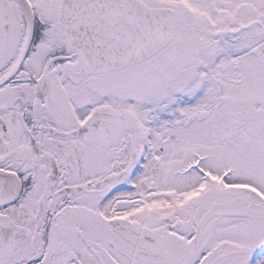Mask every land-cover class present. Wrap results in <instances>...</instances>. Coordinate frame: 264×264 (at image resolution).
Instances as JSON below:
<instances>
[{
    "label": "snow or ice",
    "instance_id": "1",
    "mask_svg": "<svg viewBox=\"0 0 264 264\" xmlns=\"http://www.w3.org/2000/svg\"><path fill=\"white\" fill-rule=\"evenodd\" d=\"M0 264H264V0H0Z\"/></svg>",
    "mask_w": 264,
    "mask_h": 264
}]
</instances>
